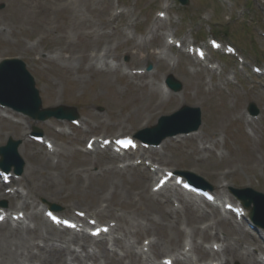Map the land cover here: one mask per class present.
<instances>
[{
    "label": "rangeland",
    "instance_id": "rangeland-1",
    "mask_svg": "<svg viewBox=\"0 0 264 264\" xmlns=\"http://www.w3.org/2000/svg\"><path fill=\"white\" fill-rule=\"evenodd\" d=\"M165 2L170 5L169 16H176L179 20H162L163 25L157 26V37L141 51L135 44L136 36L146 35L147 38L156 11ZM175 6L178 7L176 0H0V59H21L34 78L41 106H73L81 122L79 127H74L70 122H60L53 117L37 121L2 108L3 116L12 117L15 121L27 120L28 132L38 129L60 149L53 157L55 166L41 168L42 173L48 171L49 175L39 181L34 179L37 183L33 184L34 190L44 196L57 191L58 194H54L56 199L51 203L59 207L60 213L68 204L90 212L99 205L92 192L107 195L112 190L111 181H115L119 188L110 200L112 213L122 214L130 210L152 218L144 226V231H138L136 235V246L139 247L145 237L155 241L152 253L158 246L165 250L174 245L180 247V238L184 235L182 230L191 235V222L202 226L206 220L180 208L179 224L171 225L162 216L165 205H161V198H147L149 186L144 170L133 168L120 174L104 172V168L111 164L105 160L107 153H82L85 149L81 140L90 132L96 135L134 134L140 128L155 125L160 115L169 114L181 105L200 107L201 124L196 136L199 141L181 137L167 140L152 157L162 163L158 164L161 167L190 171L202 177L214 191L217 185H227L225 195L231 194L230 186H248L264 193V80L239 74L234 77L233 74L227 75V70L193 74L188 67L198 66L178 51L169 53L166 61L158 60L155 53V49L163 44V31L187 38L193 36V40H204L212 34L239 43L247 60L256 62L259 57L264 62V37L257 33V30L264 33V0H189L182 9L177 10ZM115 10L120 12L116 14ZM122 31L134 34L128 39ZM104 45L111 47L108 54L115 55L124 68H127L125 65L130 66L127 69L141 68L151 63L155 83L162 82L163 73L165 76L172 74L181 82V91L158 104V98L149 93L147 87L145 90L138 88L144 78L121 76L120 72L113 73L107 67L106 72H98L95 64L88 68L89 53ZM221 62L233 64L224 59ZM250 102L259 109L260 117L251 118L252 123L247 125L244 116ZM84 130L90 131L85 133ZM0 133L1 147L9 141L5 133H13V128L0 124ZM11 139L28 142L26 154H19L22 171L25 164L39 165L46 160L45 150L32 143L30 136L14 132ZM202 146L205 148H200ZM90 160H93L92 164ZM90 165L99 168H95V174L84 183L82 179L76 183L75 173H82ZM230 198L236 201L235 197ZM157 204L163 209L160 210ZM205 211L208 219H212L209 216L211 211ZM99 219L105 222L109 217ZM250 231L256 239L264 238V230L250 228ZM178 232L179 240L176 237ZM230 232L223 224H214L208 235L228 236L229 248L236 247L240 251L241 236L235 241L237 237ZM131 239L135 240V236ZM243 240L246 244L243 246L255 253L258 259L264 255L262 250L255 249L254 243ZM205 241L204 245L210 247L211 243L219 240ZM100 251L96 248L98 262L115 264L114 259H104ZM152 253L149 256L157 261L166 254ZM194 256L197 258V254ZM235 263L244 264L240 258L223 264Z\"/></svg>",
    "mask_w": 264,
    "mask_h": 264
},
{
    "label": "bare ground",
    "instance_id": "bare-ground-1",
    "mask_svg": "<svg viewBox=\"0 0 264 264\" xmlns=\"http://www.w3.org/2000/svg\"><path fill=\"white\" fill-rule=\"evenodd\" d=\"M154 33L156 34V28L154 30ZM114 44L116 45L115 42ZM144 45L145 44L143 42L138 43V47L140 48V50ZM92 52V54L89 53L88 55V68L92 67L93 64L98 61H107V59L110 57L109 55H112V53L108 54L109 52H111V47L107 45H104L99 49H92ZM161 54L162 53L160 51L159 55L161 56ZM1 65L2 66L0 67V73L4 72L7 68V66H4L3 64ZM119 68L115 67L114 69H111V71H116ZM11 75L12 73L9 74V76ZM146 87L148 88L149 93H153L158 98V104L159 102H162L164 101V99H168V97H171V95H173L171 91H165L162 85L153 81L148 85L143 84L142 87H140V90H145L147 89ZM26 123L29 124L27 120ZM26 123L23 121H14L12 117H2L0 115L1 125L11 126L13 128V133L17 132L22 136L28 134V125H26ZM13 133H5V136L10 138L11 136H13ZM194 135L196 134L191 133L188 134V136L184 135V137H192ZM199 139L201 142L203 141L200 137ZM165 141L166 140H164L161 145H163ZM26 144L27 141L22 140L21 145L19 146L18 153L21 156L26 154ZM201 148L204 149L205 147L202 146ZM11 149L12 148L10 147L8 150ZM48 152L49 153L46 154V157L48 159L45 157L46 160H44L42 164L38 165L36 163L35 165L34 163L30 164V166L25 164L22 175L18 179H15V182L21 185V187L24 189V192L20 191L18 187L11 190L10 192L11 200H15V202L20 201L14 207L15 209H17L14 214L18 215L22 209L32 208L31 211L27 214V219L31 218V220L33 221V225H28L25 222V213H23V215L21 216H18L17 220H13L12 216H10L11 221H14L16 223L15 225H13V222H11L10 219L6 222L10 224V226L8 224L7 226L5 224L0 225V264H101L100 262H98L99 258L96 255V252H94V248H98V250H101L100 252L102 253V255H104V259H106V257L114 259L115 264H144V261L141 263L140 260L142 259L141 251L138 250L135 245L125 242V238L129 235L137 234L138 231H144V226L146 224H149L152 218L143 213L138 214V211L127 210L122 214L112 213V204L110 200L114 196H116L117 190L119 188L115 181H111L112 190L107 195L102 192H92L94 197L97 198L96 201H99V205H96V208L94 210L85 213V215H87V217L89 216V218H91L90 216L96 217L97 219L105 216L114 218L115 224L109 226L108 233L112 234L113 232H118L119 234L121 233V236L112 237L110 241L105 239L102 235H100L98 238H90L88 237L86 232L83 231L77 233L73 230H64L62 232L56 231L53 226L40 214L38 209L40 201L38 199L40 198L41 201L44 200L46 203H50L53 202V199H56V196L54 194H58L57 191H50L52 193L45 194L44 196L40 192L34 190L36 187H34L33 184H37L34 179L37 178V180L39 181V179H43L46 174L49 175L48 171L42 173L41 168L54 167L56 162L54 161L53 163V157L56 156L57 152H60V149L54 148L52 151ZM143 152L148 153V157H152V155L154 153H157L158 150L155 148H149L148 150ZM36 161L38 160L36 159ZM127 166L130 165L126 164L121 169H116L113 165H111L104 170L108 173L115 172L120 174L126 172L129 169L127 168ZM92 173L93 172H91L90 169L82 170V173L76 172L75 176L77 178L75 182L78 183V180L81 181L82 179V183H84V180H88ZM153 176L154 175L151 174V177ZM74 185L76 186V184ZM220 187L223 188L222 186ZM1 190L2 187L0 185V197H6L4 195V192L1 193ZM168 195V191H165L164 189L156 194L151 193L150 191L147 194V198L152 197L153 199H156V197L158 196L167 197ZM36 199L37 202L35 204ZM175 200H180L181 207L184 210L197 213L196 216L198 217V219L204 217V220H206V222L207 220H209L208 216H204L205 214H203V211L198 210L197 206H195L194 203H192L188 199V196H183L180 193H177L175 196ZM254 204L255 211H257L259 207L258 202L254 201ZM73 207L74 206L68 204L67 206H65L64 212L70 213ZM162 212L164 213V215L162 216L166 217L171 225H176L179 223L180 218L176 215V209L173 210L171 208L169 210H162ZM135 213H137L138 215H135ZM219 215L220 216H216L214 212L212 213V217H214L212 219L213 223L219 225L221 223L226 224V228L232 231L230 233L237 237L235 241H238L241 236L242 243L239 245L240 251H238L236 247L233 249L229 248L228 236H225L221 239L219 251H214L212 249H205L204 251L209 252L210 256L218 255V258H221L220 261H224L223 263H228L233 259L235 260L236 258H240L244 262V264H264L260 260H257V257L251 251L242 247L243 243H245V240H243V238H245L246 241H249L247 238L249 237V233L245 229V225L244 223H242L243 221L233 220L231 217L222 215L221 212L219 213ZM257 217L264 222V215L260 217L258 214ZM72 219L76 220V222L79 223L83 222L85 220V217H72ZM198 219L196 221H200ZM191 223L193 248L195 250H200L202 249V246L201 244L196 242V238L202 237L205 239L206 236L204 235L208 233V229L206 228H210L213 223H208V225L203 229H200L195 221ZM176 237H178V234L176 235ZM251 241L252 240H250V242ZM150 244L152 248L153 242ZM257 244L258 243H256V245ZM259 246L260 245H257L258 248ZM162 249L165 250L164 248ZM88 261H90L91 263H88Z\"/></svg>",
    "mask_w": 264,
    "mask_h": 264
},
{
    "label": "water",
    "instance_id": "water-1",
    "mask_svg": "<svg viewBox=\"0 0 264 264\" xmlns=\"http://www.w3.org/2000/svg\"><path fill=\"white\" fill-rule=\"evenodd\" d=\"M168 82L170 83V85H172L175 89L176 88H179V85L178 84H175L172 82L171 79H168ZM11 92L14 93L15 89L13 88V85L12 86H9V88H5L2 90V87H0V97H5V96H9L8 95V92ZM31 90H32V87H31ZM6 92V93H5ZM25 106V108L28 110V112H31V111H38V108L40 106V100L36 94V92L32 93V95L29 96V100L24 102V103H21L20 106ZM23 106V108H24ZM181 112L183 111H180L177 114H180ZM167 119L168 118H161L160 120V124L163 128V132L162 133V136H164L168 131L171 132V130H185L186 127L184 126H181L180 124H178L177 122H172V123H167ZM3 167H4V164H1Z\"/></svg>",
    "mask_w": 264,
    "mask_h": 264
},
{
    "label": "snow or ice",
    "instance_id": "snow-or-ice-1",
    "mask_svg": "<svg viewBox=\"0 0 264 264\" xmlns=\"http://www.w3.org/2000/svg\"><path fill=\"white\" fill-rule=\"evenodd\" d=\"M0 219H2V217H0Z\"/></svg>",
    "mask_w": 264,
    "mask_h": 264
}]
</instances>
